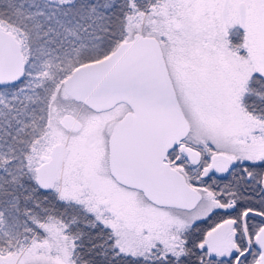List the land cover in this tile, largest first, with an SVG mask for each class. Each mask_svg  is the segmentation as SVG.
<instances>
[{
	"label": "snow or ice",
	"instance_id": "obj_1",
	"mask_svg": "<svg viewBox=\"0 0 264 264\" xmlns=\"http://www.w3.org/2000/svg\"><path fill=\"white\" fill-rule=\"evenodd\" d=\"M0 264H264V0H0Z\"/></svg>",
	"mask_w": 264,
	"mask_h": 264
}]
</instances>
